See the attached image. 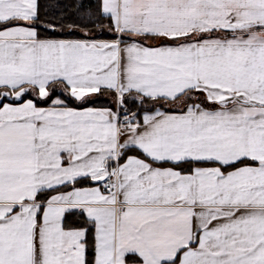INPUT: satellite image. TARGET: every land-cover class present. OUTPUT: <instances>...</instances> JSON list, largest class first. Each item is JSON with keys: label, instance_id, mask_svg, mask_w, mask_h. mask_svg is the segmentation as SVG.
Here are the masks:
<instances>
[{"label": "snow or ice", "instance_id": "snow-or-ice-1", "mask_svg": "<svg viewBox=\"0 0 264 264\" xmlns=\"http://www.w3.org/2000/svg\"><path fill=\"white\" fill-rule=\"evenodd\" d=\"M0 264H264V0H0Z\"/></svg>", "mask_w": 264, "mask_h": 264}]
</instances>
